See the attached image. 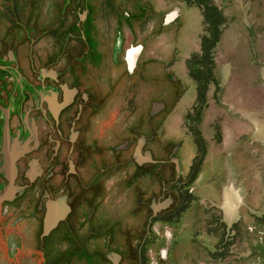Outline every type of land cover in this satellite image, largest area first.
Listing matches in <instances>:
<instances>
[{
  "label": "flooded vegetation",
  "instance_id": "flooded-vegetation-1",
  "mask_svg": "<svg viewBox=\"0 0 264 264\" xmlns=\"http://www.w3.org/2000/svg\"><path fill=\"white\" fill-rule=\"evenodd\" d=\"M2 2L0 191L5 123L18 156L0 264H98L118 246L105 264H204L172 254L205 151L194 164L179 137L163 157L161 23L126 0H26L27 18Z\"/></svg>",
  "mask_w": 264,
  "mask_h": 264
},
{
  "label": "rangeland",
  "instance_id": "rangeland-1",
  "mask_svg": "<svg viewBox=\"0 0 264 264\" xmlns=\"http://www.w3.org/2000/svg\"><path fill=\"white\" fill-rule=\"evenodd\" d=\"M19 1L20 15L27 18L26 0ZM126 1L130 15L152 16L157 27L161 23L167 102L163 157L179 137H184V152L197 153L194 164L200 148L205 151L193 183L194 200L172 226L175 234L183 228L174 242V258L180 263L199 258L204 264H264V0ZM1 5L0 16H8ZM204 34L217 35L218 42L212 60L202 63L212 79L205 102L194 106L188 60L200 51ZM229 198L233 207L226 210ZM228 218L233 224L226 223ZM3 221L0 258H10L11 214ZM113 248L126 254L125 247ZM113 248H98V264H105V253Z\"/></svg>",
  "mask_w": 264,
  "mask_h": 264
},
{
  "label": "trees",
  "instance_id": "trees-1",
  "mask_svg": "<svg viewBox=\"0 0 264 264\" xmlns=\"http://www.w3.org/2000/svg\"><path fill=\"white\" fill-rule=\"evenodd\" d=\"M205 19L207 21L206 23L208 24L209 21L207 20V18ZM206 32L208 31L206 30ZM200 39L201 52L194 53L190 56L188 60V72L189 76L194 80L196 84L198 101H200L202 104L203 102H205L204 97L207 92L208 84L210 81H212V79L208 78V76H205L202 63H204L205 58H207L208 60H212L213 49L218 42V36L215 34H204Z\"/></svg>",
  "mask_w": 264,
  "mask_h": 264
},
{
  "label": "water",
  "instance_id": "water-1",
  "mask_svg": "<svg viewBox=\"0 0 264 264\" xmlns=\"http://www.w3.org/2000/svg\"><path fill=\"white\" fill-rule=\"evenodd\" d=\"M9 136L7 131V123L4 127V162L2 164V169L6 172L7 183L4 185L3 189L0 191V204L3 201H9L13 198L16 187L14 185V172H15V160L18 156L15 153V149L10 147ZM13 146V145H12ZM175 163L177 159L173 158ZM50 222V221H49Z\"/></svg>",
  "mask_w": 264,
  "mask_h": 264
}]
</instances>
